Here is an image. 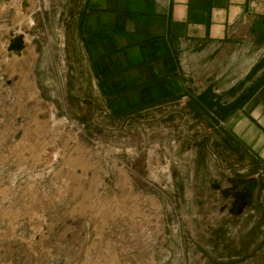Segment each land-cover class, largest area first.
Listing matches in <instances>:
<instances>
[{"label":"rangeland","instance_id":"1","mask_svg":"<svg viewBox=\"0 0 264 264\" xmlns=\"http://www.w3.org/2000/svg\"><path fill=\"white\" fill-rule=\"evenodd\" d=\"M86 4L0 0V264H264V147L234 132L238 100L193 65L188 93L112 113ZM106 233L117 256L87 239Z\"/></svg>","mask_w":264,"mask_h":264},{"label":"crops","instance_id":"2","mask_svg":"<svg viewBox=\"0 0 264 264\" xmlns=\"http://www.w3.org/2000/svg\"><path fill=\"white\" fill-rule=\"evenodd\" d=\"M81 32L112 113L184 95L191 66L213 64L219 96L238 100L234 132L264 147V0H87ZM87 239L108 257L122 243L112 233Z\"/></svg>","mask_w":264,"mask_h":264},{"label":"water","instance_id":"3","mask_svg":"<svg viewBox=\"0 0 264 264\" xmlns=\"http://www.w3.org/2000/svg\"><path fill=\"white\" fill-rule=\"evenodd\" d=\"M25 42L24 38L22 37H16L14 40H12L10 49L11 50H16V51H21L24 49Z\"/></svg>","mask_w":264,"mask_h":264}]
</instances>
